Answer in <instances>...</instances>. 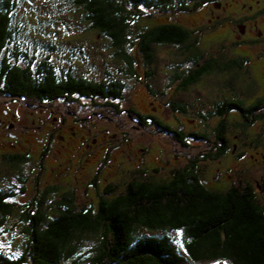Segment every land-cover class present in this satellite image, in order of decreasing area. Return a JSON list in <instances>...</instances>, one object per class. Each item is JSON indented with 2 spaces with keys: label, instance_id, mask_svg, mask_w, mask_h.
Instances as JSON below:
<instances>
[{
  "label": "trees",
  "instance_id": "obj_1",
  "mask_svg": "<svg viewBox=\"0 0 264 264\" xmlns=\"http://www.w3.org/2000/svg\"><path fill=\"white\" fill-rule=\"evenodd\" d=\"M20 1L0 0V94L14 98L36 104L74 95L95 102L122 100L127 88L123 77L139 74L132 49H137L147 66H152L158 46L177 47L183 54L198 51L193 44L201 35L199 30L194 34L168 16L153 25L149 19L152 15L144 12H171V0H72L89 27L108 39L111 57L120 67L106 71L105 77L81 74L62 79L45 66L33 74L29 67L22 69L15 64L17 51L31 46L60 51L63 44H49L53 36H36L35 40L33 35L16 34L19 26L13 20ZM181 5L183 10L198 11L193 0ZM77 51L82 54L80 46ZM130 111L139 114L135 109ZM153 124L187 145L168 124L156 119ZM222 125L220 136H230L229 126ZM187 136L208 149L191 154L196 157L181 166L139 164L142 171L127 184L105 188L95 211L89 207L77 211L71 198L64 195L48 217L44 211L39 212V200L34 198L17 219V208L9 200L16 194V185L1 187L0 238L5 234L14 240L19 234L20 252L9 257L0 250V264H264V206L260 194L243 178L226 183L223 190L210 189L208 185L215 180L207 176V181L198 179L194 168L199 163L205 169L222 160L224 153L209 148L213 143L206 133L195 131ZM11 145L12 150L15 145ZM26 150L1 153V157L7 165L19 169L29 159ZM162 171L168 176L160 178ZM21 172L17 179L23 183L26 176Z\"/></svg>",
  "mask_w": 264,
  "mask_h": 264
},
{
  "label": "rangeland",
  "instance_id": "obj_2",
  "mask_svg": "<svg viewBox=\"0 0 264 264\" xmlns=\"http://www.w3.org/2000/svg\"><path fill=\"white\" fill-rule=\"evenodd\" d=\"M187 2L188 0H173L171 6L174 10L171 12H144L152 15L149 19L153 25L164 21L161 19L168 16L169 20L191 29L198 35L200 32H196L198 27L202 26L203 15L199 10L190 12L183 10L182 5L179 6ZM16 11V19L13 20V24L19 26L16 34L33 35L35 40L53 36L50 39L52 41H48L49 44L55 46L62 42L65 48L64 57L72 55V61L82 70V58L88 55L91 60V77H105L106 71L113 72L120 67L111 57L108 39L89 27L84 15L72 0H21ZM213 35L221 36L224 32H214ZM78 46L82 48L79 57L71 51L76 50ZM32 48L34 49L31 46L30 49ZM182 54L177 47L158 46L152 66H147L149 71L153 67L155 75H146V78L142 73L143 69H140L142 63L136 54L134 58L137 60L139 74L137 77H123L128 86L122 100L117 101V107L113 109L97 106L84 99L74 103L55 99L43 106H35L36 101L0 94V118H4L0 126V188L16 185L13 189L16 194L9 200L17 208V219L34 198L39 200V212L44 211L48 217L57 210V202L64 195L71 198L77 211L88 207L95 211L99 196L104 194L108 184L118 181L123 175L122 172L134 168L140 158L144 157V163L148 165H160V161L164 159L169 167L181 166L185 162L184 155L207 150V145L187 136V132L198 131L206 133L211 143L214 142L213 132L210 130L215 124L214 121L199 122L194 115L198 109L197 87L179 95L182 96L184 104H190L186 114L175 112L171 105L167 107L168 111L159 106L160 100L164 101L172 92V88L167 86L174 84L172 73L185 66ZM57 56L59 57L54 53L51 57L54 65L63 66L62 64L68 62L61 61ZM43 57L50 60L45 53ZM164 88L167 89L166 96H160L158 99L153 95L152 91L159 92ZM153 107L156 108L155 111L152 110ZM131 109L141 114H151L168 124L172 130H178L187 145L183 146L177 141L176 135L159 129L153 121L146 119L143 122L146 127L141 126L134 120L137 115L131 112ZM72 111L77 113L78 123L74 122ZM60 116L65 117V123L61 124ZM9 120L14 124L12 128L6 127ZM74 130L76 136L71 137L69 131ZM8 133L15 134L16 138L8 136ZM60 135L64 137L62 141L56 137ZM93 139L97 141L92 143ZM11 144L15 145L12 150ZM144 146L147 151L143 154L139 148ZM23 149L29 159L19 169L7 165L1 157V153L6 155L18 150L23 153ZM230 157L229 154L225 155L221 160L222 165L231 166ZM217 163L219 164L215 162L208 167L210 171L207 178L211 179L217 169L223 170ZM20 171L26 176L23 183L17 179ZM160 174H163V171ZM168 174L165 172L159 176L164 178ZM208 186L213 190H223L226 182L217 180ZM30 212L33 215L35 211L31 209ZM19 237V234H16L13 240L12 236L3 234L0 238V250L6 252L9 257L19 254Z\"/></svg>",
  "mask_w": 264,
  "mask_h": 264
},
{
  "label": "flooded vegetation",
  "instance_id": "obj_3",
  "mask_svg": "<svg viewBox=\"0 0 264 264\" xmlns=\"http://www.w3.org/2000/svg\"><path fill=\"white\" fill-rule=\"evenodd\" d=\"M193 1L196 2L198 10L203 15L201 19L202 26L198 27L201 35H198V41L193 44L198 51L195 54L192 52L182 54L185 66L180 71L176 69L172 73L174 84L167 85L172 88V92L164 101L160 100L159 106L168 111L167 107L171 105L175 112L186 114L190 104L185 103L187 104L185 105L182 96L179 95H184L190 88L197 87L199 93V98L196 99L198 109L195 110L194 115L199 122L208 120H212L214 123L217 122L213 130L210 128L213 132L214 142L213 146L210 145L209 148L224 153V156L227 154L231 156V166L226 165L225 167L222 165L221 160L219 164L217 163L223 170L217 167L219 169L212 175V180H221L228 184H234L240 178L250 181L260 194L264 206V0ZM218 31L224 32V35L214 36V32ZM38 49L41 51H38ZM64 49L63 46L60 51H52L49 46L46 48L40 46L34 47V49L29 47V49L26 48L21 52L18 50L15 64L22 69L29 67L33 74L40 67L43 66L44 68L45 66L62 79L65 77H78L81 74L87 77L91 75V60L87 57L88 55L82 58L85 69L82 70L72 61V55L64 57ZM71 51L79 57L78 54L80 53L77 48ZM43 53L50 60L43 57ZM54 53L59 55L56 58L68 62L62 64L63 66L54 65L51 62ZM131 53L134 57L136 54L139 56L142 63L140 69H143L142 73L146 78L149 68L143 63L137 49L135 51L132 49ZM153 62L151 63L153 64ZM149 74L155 75L153 67L150 68ZM192 80H195V82L190 85ZM122 81L128 86L124 79ZM166 90L164 88L159 92L152 91V93L159 99L160 96L167 95ZM56 99H64V101L72 103L84 99L97 106L112 109L117 107V101H119L98 100L95 102V99L77 95L69 99L61 97ZM54 100L52 99L49 102L39 101L37 104L35 103V106H43L45 103L48 104ZM101 101L103 103H100ZM174 104L175 106H173ZM155 109V107L152 108L153 111ZM71 113L74 122L78 123L77 113L74 111ZM138 113L137 118L134 120L141 126H144L142 124L146 119L153 121L157 118L151 114ZM60 119L61 124L65 123L64 116H60ZM3 120L4 118H0V126L3 124ZM225 120H228V122L225 123ZM222 123L226 127L229 126L230 136H220V130L224 128ZM13 126L11 120L6 123L8 128ZM176 131L178 133V130ZM189 133L187 132V134ZM69 134L71 137H75L76 131H69ZM8 136L16 138L15 134L8 133ZM56 137L61 141L64 139L61 135ZM96 141V139H93L92 143ZM11 147L14 146L11 145ZM139 150L144 154L147 148L144 146ZM195 157V155L189 153L184 155L185 162L182 165L188 161V158L194 159ZM144 160V157L143 159L140 158L134 168L125 169L122 172L123 175L119 177L120 181L110 182L108 186L113 188V186L121 187L127 184L131 178L136 177L142 171L139 164L144 163ZM161 161L163 166L168 168L167 161L164 159ZM196 166L194 171L197 173L198 179L207 181V178L204 179V177L207 176L210 169L208 167L203 169L199 163H196Z\"/></svg>",
  "mask_w": 264,
  "mask_h": 264
}]
</instances>
